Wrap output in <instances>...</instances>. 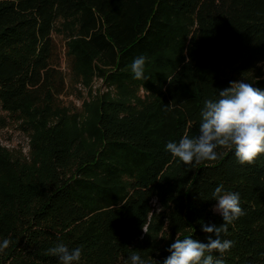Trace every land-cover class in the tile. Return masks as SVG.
<instances>
[{
  "label": "trees",
  "instance_id": "obj_1",
  "mask_svg": "<svg viewBox=\"0 0 264 264\" xmlns=\"http://www.w3.org/2000/svg\"><path fill=\"white\" fill-rule=\"evenodd\" d=\"M142 55L147 80L130 68ZM94 77L118 97L84 103L78 121L60 97ZM241 79L264 91V0H0V109L28 139L27 154L0 145V264H59L48 249L60 242L82 250L79 264L133 252L163 264L175 239L206 243L201 222L223 223L221 184L245 214L212 255L264 264V155L242 165L218 148L185 165L166 151L198 136L204 100Z\"/></svg>",
  "mask_w": 264,
  "mask_h": 264
},
{
  "label": "clouds",
  "instance_id": "obj_2",
  "mask_svg": "<svg viewBox=\"0 0 264 264\" xmlns=\"http://www.w3.org/2000/svg\"><path fill=\"white\" fill-rule=\"evenodd\" d=\"M146 57H136L130 65L135 79L145 77ZM202 122L199 135L190 138L185 134L178 142L169 141L166 151L185 165H199L205 161H216L222 157L218 148L234 150L240 164H255L264 155V91L252 83L230 82V86L218 91V99L206 98L201 111ZM216 201L213 211L222 216L219 226L201 222L202 231L208 234L207 242H200L190 236L177 238L166 249L170 253L163 264H225L222 258H214L213 252L223 254L233 246V241L222 239L228 233V226L244 215L238 192H226L221 184L212 193ZM214 236V238H213ZM11 241H0V253L9 248ZM52 256L59 258V264H79L82 250L69 248L60 242L48 249ZM130 264H150L133 252Z\"/></svg>",
  "mask_w": 264,
  "mask_h": 264
},
{
  "label": "rangeland",
  "instance_id": "obj_3",
  "mask_svg": "<svg viewBox=\"0 0 264 264\" xmlns=\"http://www.w3.org/2000/svg\"><path fill=\"white\" fill-rule=\"evenodd\" d=\"M54 40L63 51L65 39L61 35H54ZM62 71L65 76L67 85L72 82L71 75L66 67L62 65ZM103 95L117 98L118 93L114 88L106 86L102 79L94 77L92 79L91 86L86 88L81 83L73 84V88L68 94L61 96L63 105L68 108L71 117H76L78 121H82L86 116L84 107L85 104H90L96 99H100ZM146 94L139 90L137 97L143 99ZM72 119V118H71ZM0 145L8 148L19 150L21 149L23 154H27L28 151V139L19 131L16 130L11 119L0 109ZM153 209L158 210V206L153 202ZM217 213V212H216Z\"/></svg>",
  "mask_w": 264,
  "mask_h": 264
}]
</instances>
